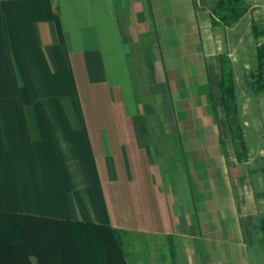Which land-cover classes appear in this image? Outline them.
<instances>
[{
    "label": "crops",
    "instance_id": "crops-1",
    "mask_svg": "<svg viewBox=\"0 0 264 264\" xmlns=\"http://www.w3.org/2000/svg\"><path fill=\"white\" fill-rule=\"evenodd\" d=\"M217 3L0 0V211L180 235L203 264H264L259 16L245 0L227 22Z\"/></svg>",
    "mask_w": 264,
    "mask_h": 264
},
{
    "label": "trees",
    "instance_id": "trees-1",
    "mask_svg": "<svg viewBox=\"0 0 264 264\" xmlns=\"http://www.w3.org/2000/svg\"><path fill=\"white\" fill-rule=\"evenodd\" d=\"M245 8V0H218L215 14L228 22ZM123 232L108 224L0 211V264H127Z\"/></svg>",
    "mask_w": 264,
    "mask_h": 264
},
{
    "label": "rangeland",
    "instance_id": "rangeland-1",
    "mask_svg": "<svg viewBox=\"0 0 264 264\" xmlns=\"http://www.w3.org/2000/svg\"><path fill=\"white\" fill-rule=\"evenodd\" d=\"M249 5L247 4L248 7ZM252 18L258 30V35L260 36L262 32L260 18ZM258 37H255L254 40L252 34L251 36L249 35L248 47L253 52L258 48L259 53L260 46L257 45ZM260 55H262L260 61L263 64L259 65V71L262 73L261 83L262 87H264V55ZM149 99L155 100L157 97L150 95ZM162 141L166 142V144L159 149V171L162 174L168 172L171 175L176 168L177 158H181L179 148L175 145V141L170 138ZM173 181L174 179L170 180L169 189L172 188V192L174 193L175 186ZM77 230L75 231V236L79 239L78 235L82 231H79L80 229ZM121 239L127 264H203L202 256H198L197 253L192 254L190 251L194 239L186 238L185 240L180 235L143 234L129 232L127 230L121 233ZM90 258H88V261L92 263L93 261Z\"/></svg>",
    "mask_w": 264,
    "mask_h": 264
},
{
    "label": "built area",
    "instance_id": "built-area-1",
    "mask_svg": "<svg viewBox=\"0 0 264 264\" xmlns=\"http://www.w3.org/2000/svg\"><path fill=\"white\" fill-rule=\"evenodd\" d=\"M252 5L259 14L262 32L257 40L258 46H264V0H252Z\"/></svg>",
    "mask_w": 264,
    "mask_h": 264
}]
</instances>
